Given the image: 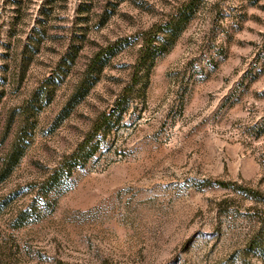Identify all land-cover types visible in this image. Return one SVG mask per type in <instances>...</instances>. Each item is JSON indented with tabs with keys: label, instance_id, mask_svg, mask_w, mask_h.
Here are the masks:
<instances>
[{
	"label": "rangeland",
	"instance_id": "obj_1",
	"mask_svg": "<svg viewBox=\"0 0 264 264\" xmlns=\"http://www.w3.org/2000/svg\"><path fill=\"white\" fill-rule=\"evenodd\" d=\"M0 264H264V0H0Z\"/></svg>",
	"mask_w": 264,
	"mask_h": 264
}]
</instances>
